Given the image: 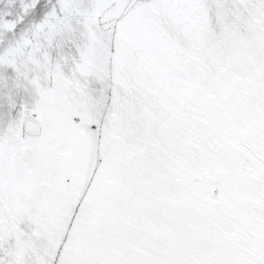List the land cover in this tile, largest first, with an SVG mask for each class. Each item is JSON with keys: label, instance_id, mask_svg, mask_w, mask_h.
Here are the masks:
<instances>
[{"label": "snow or ice", "instance_id": "6c2138e0", "mask_svg": "<svg viewBox=\"0 0 264 264\" xmlns=\"http://www.w3.org/2000/svg\"><path fill=\"white\" fill-rule=\"evenodd\" d=\"M0 264H264V0H0Z\"/></svg>", "mask_w": 264, "mask_h": 264}]
</instances>
